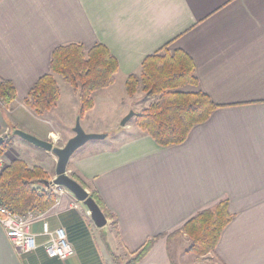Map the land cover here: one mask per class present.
<instances>
[{"label": "crops", "instance_id": "crops-1", "mask_svg": "<svg viewBox=\"0 0 264 264\" xmlns=\"http://www.w3.org/2000/svg\"><path fill=\"white\" fill-rule=\"evenodd\" d=\"M70 43L85 50L104 45L118 63L114 84L94 94V107L81 120L84 132L107 136L77 149L66 168L89 194L97 192L116 224L106 219L108 233L95 227L87 208L64 192L44 221L29 227L36 250L18 255L0 226V264H114L112 255L126 261L160 235L136 264H264V0H0V78L16 90L10 109L0 107V136L13 122L40 140L59 136L52 115L61 95L42 117L24 99L49 72L52 49ZM164 45L193 60L198 84L184 90L202 92L217 106L182 144L171 147L158 146L132 120L118 126L125 112L138 113L149 102L143 94L124 92L120 108L114 91L118 82L117 92L124 91L126 78ZM75 97L66 94L61 130L71 129L78 115ZM106 110L116 112L114 125L95 121ZM26 120L30 125H22ZM115 127L117 132L108 133ZM19 147L16 159L42 167L49 181L55 178V156ZM222 200L233 219L213 253L187 255L184 234L168 240L188 219ZM43 222L49 231L64 229L72 257H47Z\"/></svg>", "mask_w": 264, "mask_h": 264}, {"label": "trees", "instance_id": "trees-1", "mask_svg": "<svg viewBox=\"0 0 264 264\" xmlns=\"http://www.w3.org/2000/svg\"><path fill=\"white\" fill-rule=\"evenodd\" d=\"M117 72L118 63L104 45L95 44L88 50L76 43L55 47L50 54L49 72L32 84L24 105L38 117L55 109L60 98L55 77L59 76L77 96V116L81 120L93 109L94 94L111 87ZM197 84L193 60L184 51H170L164 45L145 57L139 73L129 75L124 82V91L128 97L142 93L144 101L149 102L132 119L135 127L160 147L182 144L190 130L204 123L217 107L206 94L184 90ZM15 100L13 83L0 78V107L8 111ZM14 130L9 129V133L0 142V155L11 148ZM70 177L87 189L77 177ZM49 179L48 172L42 167H29L21 159L10 161L0 176L2 206L20 215L48 210L57 199L56 194L45 185ZM89 195L105 218L115 226L114 217L105 209L97 192L92 190ZM232 219L227 200H222L188 219L180 230L168 236V240L184 234L189 240L184 253L203 257L214 252L224 228ZM163 236L148 239L136 252L129 254L124 264H136L156 239ZM112 259L114 264H122L119 257L112 255Z\"/></svg>", "mask_w": 264, "mask_h": 264}, {"label": "water", "instance_id": "water-1", "mask_svg": "<svg viewBox=\"0 0 264 264\" xmlns=\"http://www.w3.org/2000/svg\"><path fill=\"white\" fill-rule=\"evenodd\" d=\"M136 113L130 111L129 114L124 116L120 125L125 126L130 120L134 118ZM74 136L67 140L62 147H56L52 142L40 140L21 130H14L12 135L21 138L32 146L42 149L45 152L51 153L56 158L55 164V178L46 182V186L54 185L66 189L77 202L82 203L88 210L89 216L95 227H105L107 220L100 210L96 202L90 197L87 190H85L77 181L72 179L66 172L67 164L74 154V152L88 143L89 141L102 140L106 138V134H93L86 133L80 125V119L77 117L75 126L73 128ZM3 138H0V142Z\"/></svg>", "mask_w": 264, "mask_h": 264}, {"label": "built area", "instance_id": "built-area-1", "mask_svg": "<svg viewBox=\"0 0 264 264\" xmlns=\"http://www.w3.org/2000/svg\"><path fill=\"white\" fill-rule=\"evenodd\" d=\"M5 136L2 135L0 138H5ZM4 158L3 155H0V176L4 168L10 163L9 159L6 162ZM49 187L57 196L56 202L58 197L67 191L64 188L54 185H50ZM46 211L30 212L26 215H20L12 213L8 208L2 206L0 202V226L18 255H24L36 250V236L30 233L29 227L37 221H44ZM42 234L47 237L44 250L48 258L63 261L73 256L74 251L66 238L63 228L59 227L53 231H49L47 223L43 222Z\"/></svg>", "mask_w": 264, "mask_h": 264}, {"label": "rangeland", "instance_id": "rangeland-1", "mask_svg": "<svg viewBox=\"0 0 264 264\" xmlns=\"http://www.w3.org/2000/svg\"><path fill=\"white\" fill-rule=\"evenodd\" d=\"M56 78H57V84H58V86H59V89H60V95H61V98H62V102H61V104H60V107H59V105H58V111H55L53 114L54 115H52V116H54V118L55 119H57L58 121H57V127H56V129H57V131L59 132V136H57V138L56 139H54V141L52 140V143L54 144V146H56V147H62V146H64V144L66 143V142H64L63 144H61V143H59L60 142V139H66V138H68L69 136H71L72 134L71 133H73V128H74V126H75V122H76V119H77V117L78 116H76V118H75V120H73V126H72V128L70 129V128H67V129H64V130H61V128H59V126H62V119H63V111H62V109H63V107H65V106H63V102H65L66 101V94L68 93V92H72V90H71V88L67 85V84H65L63 81H62V79L59 77V76H56ZM118 84H120V82H118ZM118 84H116L115 86H114V91H115V101L118 103V104H120V103H122V98L120 97V96H122V94H123V96H125V91H119V92H117V86H118ZM140 94H142V93H140ZM76 96V95H75ZM76 98V100H77V96L75 97ZM123 105H124V102L122 103V104H120V108H122L123 107ZM105 111V110H104ZM90 112V111H89ZM129 112H130V110H128L127 112H125L124 114H123V116H122V118L124 117V116H126L127 114H129ZM86 114H88V113H86ZM85 114V115H86ZM84 115V116H85ZM121 118V119H122ZM83 119V118H82ZM81 119V120H82ZM115 119H116V112H113V111H107L106 110V112H104V113H102V114H100V115H98V120H95L97 123H103V124H107V125H109V124H111V125H114L115 124ZM121 119L118 121V126H121L120 125V121H121ZM81 120H80V125H81V127H82V123H81ZM133 121V120H132ZM83 122V121H82ZM30 125V122H29V120H26V122H24L22 125ZM86 124V123H85ZM7 125V124H6ZM8 125H10V124H8ZM7 125V126H8ZM19 126H20V124H17V123H15V122H13L12 123V126L11 127H9V129L10 128H15L16 130H19ZM45 128V127H44ZM83 129V128H82ZM119 129V127H115V128H111V129H107V131H108V133H110V134H113V133H115V132H117V130ZM29 130H31V127H29ZM43 130H45V129H43V127H42V131ZM7 131H9V130H7ZM42 131H38V134H42L43 132ZM35 133V131L34 130H32V133ZM1 133V132H0ZM9 132H7L6 134H8ZM28 134H29V132H28ZM93 134H96V133H93ZM2 135H4L5 136V134H2ZM30 135H32V134H30ZM32 136H34V135H32ZM0 137H2V136H0ZM34 137H36V138H38V136H34ZM39 139V138H38ZM93 141H89L88 142V145L87 146H90L91 144H94V143H92ZM19 143V146L21 145V146H26V148H31L30 150H36L37 152H44L42 149H39V148H36V147H34V146H32L31 144H29V143H27L26 141H24V140H22L21 138H19V137H17V136H14V135H12V142H11V148L6 152V153H4V154H1V155H3L5 158H4V160L6 161V162H8V159H9V155H12V160H14V157H15V159H16V157H18V152L20 151H22V147H19L17 144ZM60 144H61V146H60ZM84 148H87V147H84ZM13 150V151H12ZM17 153V154H16ZM21 156V155H20ZM52 156V155H51ZM54 156V155H53ZM22 158H23V156H21ZM53 159L56 161V159H55V157H53ZM44 162H49V158H47V159H45L44 160ZM52 169V168H51ZM66 171H67V169H66ZM52 180V179H51ZM66 192H68V191H66ZM110 222V221H109ZM111 224V223H110ZM112 227V226H111ZM112 229H113V227H112ZM114 230V229H113ZM104 231L106 232V233H108V227H105V229H104ZM187 255H190V256H192V257H195V256H193V255H191V254H187ZM195 258H201V257H195ZM121 260V262H122V264H124L125 263V260H123V259H120Z\"/></svg>", "mask_w": 264, "mask_h": 264}]
</instances>
